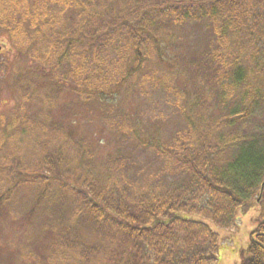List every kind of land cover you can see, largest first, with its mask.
<instances>
[{"label":"trees","instance_id":"trees-1","mask_svg":"<svg viewBox=\"0 0 264 264\" xmlns=\"http://www.w3.org/2000/svg\"><path fill=\"white\" fill-rule=\"evenodd\" d=\"M192 22L209 37L184 59L172 44ZM0 33L15 57L0 88L18 98L0 125V212L49 218L40 264H219L207 221L230 230L255 202L240 264H264V0H0ZM148 91L181 112L173 136L121 107ZM67 92L113 142H75L54 120Z\"/></svg>","mask_w":264,"mask_h":264},{"label":"rangeland","instance_id":"rangeland-1","mask_svg":"<svg viewBox=\"0 0 264 264\" xmlns=\"http://www.w3.org/2000/svg\"><path fill=\"white\" fill-rule=\"evenodd\" d=\"M197 23V22H196ZM186 24L182 32V39L173 41V46L176 53L183 56L184 59L190 58V55L201 53L206 41L209 37L205 24L199 23ZM2 35V33H0ZM8 38L0 37V45L4 50L0 54V85L3 82L5 75H2L3 66L1 63L8 59L14 61V55L8 56L7 42ZM5 45V46H4ZM11 68V66L9 67ZM178 70L181 72L180 84H186L188 80V71L183 68V63L180 62ZM204 83V78H202ZM203 83H200L203 85ZM190 83H187L188 86ZM191 84L189 85V87ZM191 89V88H190ZM208 89V88H207ZM206 89V94L209 90ZM151 91V90H150ZM149 92L144 96L143 101L139 97L127 98L121 107L133 115L140 122L145 124L151 132L161 131L168 138L173 136L175 132L183 128L185 120L181 112H179L170 96L163 95L165 92H157L156 94ZM191 91V90H190ZM140 94V93H139ZM21 98V96H20ZM22 99V98H21ZM0 125L3 118L10 119L13 107L18 100L13 91L8 88H0ZM97 107H91L80 102L78 97L67 92L56 103V106L51 111L55 121L60 122L64 126V130H72V139H85L89 143L113 142L108 136L104 124L101 121L102 113ZM42 112H48L49 109L43 107ZM264 121V114L258 116ZM255 121V120H254ZM68 132V131H67ZM76 142V141H75ZM29 153H31V150ZM155 161L151 162L154 170ZM32 196V191L29 188L19 191L17 197L19 200L29 199ZM17 204V202H16ZM247 212L239 214V218L235 226L230 230H223L216 227L212 222L207 221L210 227L215 230L220 238L219 248V264H240V252L246 250L251 240V233L255 229L257 220L261 216L262 206L257 204ZM18 209H10L8 206L0 212V264H40L41 260L45 259L50 240L44 229V225H51L48 217L34 216L31 221H26L24 218L25 206H17ZM10 214H7V213ZM10 215V217H9ZM189 216V215H188ZM198 220L199 216H190ZM35 218V219H34ZM41 227V228H40ZM256 238V236H253ZM235 250L234 254L229 253Z\"/></svg>","mask_w":264,"mask_h":264},{"label":"water","instance_id":"water-1","mask_svg":"<svg viewBox=\"0 0 264 264\" xmlns=\"http://www.w3.org/2000/svg\"><path fill=\"white\" fill-rule=\"evenodd\" d=\"M2 50V47L0 46V51ZM255 240V239H254Z\"/></svg>","mask_w":264,"mask_h":264}]
</instances>
